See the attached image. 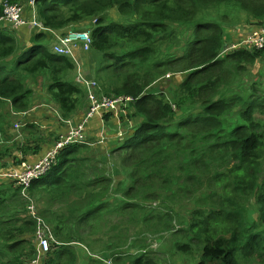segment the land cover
I'll list each match as a JSON object with an SVG mask.
<instances>
[{"label": "trees", "instance_id": "trees-1", "mask_svg": "<svg viewBox=\"0 0 264 264\" xmlns=\"http://www.w3.org/2000/svg\"><path fill=\"white\" fill-rule=\"evenodd\" d=\"M35 3L48 29H91V50L109 60L97 70L104 72L98 94L130 97L133 111L122 125L127 133L110 151L119 153L118 162L109 157L112 166L89 158L92 144L83 142L61 150L28 200L22 188H0V264L35 259L31 206L57 244L44 264H80L71 246L83 241L109 253L112 264H165L142 238L161 232L181 236L170 253H196L195 264H264V49L246 44L225 52L237 43L226 31L239 37L243 20L247 30L264 29V0ZM113 10L124 23L108 17ZM20 33L28 30L0 23V125L6 110L28 113L36 103H53L64 120L83 112L87 89L70 78L76 63L52 53L45 35L29 48ZM38 76L47 79L44 95L26 83ZM110 117L101 115L104 127ZM22 132L25 156L33 152L34 161L59 139L35 124ZM160 201V209L148 208Z\"/></svg>", "mask_w": 264, "mask_h": 264}, {"label": "built area", "instance_id": "built-area-1", "mask_svg": "<svg viewBox=\"0 0 264 264\" xmlns=\"http://www.w3.org/2000/svg\"><path fill=\"white\" fill-rule=\"evenodd\" d=\"M30 6L33 13L28 15L23 6L14 5L8 1L4 2V15L0 18V22L4 23L5 26L19 29L29 28L30 30L37 31L38 34H45L47 37L53 39L55 43L54 52L58 55L72 58L78 66L79 69L77 70L78 75L76 77V83L87 89L89 110L86 114H82L81 119L78 116L77 121L68 120L66 122L69 126L68 133L65 136L63 135L45 156L35 163H23L22 170L15 171L14 174L10 176L16 185L22 188V195L25 198H28V190L32 184L46 176L52 167L56 165L57 157L61 150L68 145L85 142V132L88 124L95 118V116L111 113L116 117H127L130 104L133 103V99L130 97L110 99L103 94H98V84L85 79L86 77L81 70V64L78 61V54L81 51L87 52L91 49V29L83 31L69 30L65 34H60L46 28L43 23L39 21L35 11V1H31ZM94 23H96V20H94ZM246 44L250 49H263L264 29L257 31V33L246 42ZM236 46L237 45H235V47ZM15 125L18 130L23 124L17 123ZM29 212L31 217L38 223L37 232L35 233L33 240L36 244V257L31 264H44L51 252L52 245L57 244L55 243V239L53 238L50 229H48L45 224L36 217L37 213L35 207L31 206Z\"/></svg>", "mask_w": 264, "mask_h": 264}, {"label": "rangeland", "instance_id": "rangeland-1", "mask_svg": "<svg viewBox=\"0 0 264 264\" xmlns=\"http://www.w3.org/2000/svg\"><path fill=\"white\" fill-rule=\"evenodd\" d=\"M5 1L6 0H0V4L2 5V3ZM22 2H24V1H22ZM25 9H26V7H25ZM107 15L111 20H114L116 22L124 23V20L126 19V18L118 15L116 10L109 12ZM241 24H242L241 25V33L244 34L248 31L247 30L248 25L244 22V20L242 21ZM226 34H227L229 39L233 40V42H234V40H236V36H235L236 33L234 34L233 30H227ZM37 35H38V32L35 30L28 31V34H24V33H20V35L17 34V36L21 40L26 41L25 43L22 41V43H24L26 46L27 45L31 46L33 44V42H35V37ZM46 42H47L46 43L47 45H48V43H50L49 49L51 50L52 53H54L55 43H54L53 39L46 36ZM252 43H253V39H252ZM234 45H236V44H234ZM234 45L232 47H234ZM227 50H230L229 47L225 48L226 52H227ZM78 61L81 64V70L83 73L86 74V77L92 78L91 80H93V81L95 80L97 83H100L99 82L100 80L98 81V79H100L99 77L104 78V75H103L104 72L99 74V73H97V70L98 69L100 70V67L101 68L104 67V65H106V63H104V62H109V60L102 58V56L100 54H98L97 52L90 49L87 52L81 51L78 54ZM77 68H78V66H77ZM107 71H109V69ZM77 75H78V71L76 73L72 72L70 74V78L74 79L76 82ZM180 81H181V78L179 77V80H176V83H180ZM46 82H47V79L43 78L41 76L40 77L38 76L37 79L29 78L26 80L27 85L34 90V93L36 95H44L46 93L45 92V89L47 88ZM247 85H249V84L247 83ZM34 105H38V106H35L34 108H32L30 110V114H31V112L36 111V109H38V108L43 109V106H44L43 104L39 105L38 103H36ZM88 105H89V102H88ZM48 110L50 111V113H47L48 118L49 119L52 118V120L57 121L56 122L57 125H53V127H51V126L45 127L44 125H39V126L42 127L43 132L51 131V130H52V132L53 131L57 132L58 129H60V126H63L60 124L61 122L58 121V119L59 120L62 119L58 115V108L55 105L50 104L48 107ZM7 113H9V114L7 115ZM51 114H53V116H50ZM5 115H6V117L4 118L5 119V125H0V164L2 165L0 167V171L5 170L9 166H12V167L18 166L20 164L21 160H28L27 158L24 157L25 151L23 149H20V150L18 149V147H21L22 145L18 146L19 143L11 142L9 140V139H13L17 135V129H16V125H14V123L18 122L20 120L22 121L23 120L22 117L25 116L26 113H21V114L16 113V115H13L6 110ZM99 116L101 117V115H99ZM79 118L81 119L82 115H79ZM32 122H36V121H30V123H32ZM117 125H121L119 121L117 122ZM131 125H133V124H131ZM119 127L120 128L122 127L121 129H123V126H118V128ZM50 128H52V129H50ZM94 128H95V130L93 129V133L91 135H89L88 130H86V132H85V140L90 141V143L92 144V146H90V149L92 151L89 152L87 154V156L89 158L93 159L94 161H99L100 159L104 158V163H106V165H108V166H112L114 161L111 160L110 158H113L114 160H116L118 158L119 153L116 151V152H113V154H111L110 151H111V149H113L117 146V143L120 141L121 137H118V135L108 136L107 134H105V132L108 133V130H106V127L104 128V123L99 125V127H97L95 125ZM25 132H26V130H25ZM128 134L131 135L130 132ZM55 135L60 137L63 134L60 133V134H55ZM96 141H98V142H96ZM19 152L21 153V158L17 157L19 159L15 160L14 157ZM29 161H31V159H29ZM116 161L118 162V160H116ZM30 163H33V162H30ZM115 166H116L115 168H118V170H121V168L119 167V164L115 163ZM109 173H110V171H109ZM118 178L119 177L115 176L114 179L119 180ZM7 186H11V184L5 183V182H3V183L0 182V188L1 189H4ZM225 192H227L228 194H232L231 191L227 190V189L224 190V193ZM24 200H26V199H24ZM21 202L24 203V201L22 199H21ZM161 203H162V201L157 202V203H153L152 207H149V208H152L154 210H158V209H160V207H163ZM55 208L57 209L58 207H55ZM187 209L192 210L193 208L191 206H189ZM184 213L187 216V214H188L187 210ZM113 223H114V221H113ZM53 228L56 231V225L55 224L53 225ZM179 228H181V226L176 225V231L175 232H177V230ZM214 228H216L215 225H214ZM175 232H173V233H175ZM161 234H163V235H161ZM101 235L102 234H100L99 237H101ZM178 235H181V233ZM154 236H155V238H152ZM180 237L181 236H174L173 237L172 233L161 232V233H154L153 235L151 233H148V235H144V237H142V238H145L146 243L149 244L150 250L157 252L156 256L159 259L164 260V261H168L165 264H195L197 261H200V257L196 253L193 255H185V254H179V255H174V256L171 255L170 249H171V247H173V242L176 240H180ZM151 241H153L152 245H150ZM71 248L75 252L81 251L83 254H85L86 251L89 250L87 253V258L85 260L87 262L91 261L90 258L96 259V255H98V261H101L102 263L107 262L108 264H111V260L110 259L107 260V258L110 257L109 253L99 252V250L96 249V246H94L92 242L83 241L81 244L72 245Z\"/></svg>", "mask_w": 264, "mask_h": 264}, {"label": "clouds", "instance_id": "clouds-1", "mask_svg": "<svg viewBox=\"0 0 264 264\" xmlns=\"http://www.w3.org/2000/svg\"><path fill=\"white\" fill-rule=\"evenodd\" d=\"M31 1H35V0H30V1H28V2H26V3H24V4H19V3H14V5H20V6H23L24 7V9H25V7H26V13L28 14V15H30L31 13H33V11H32V8H31V6H30V2ZM0 6H2L3 7V15H4V3H2V5L0 4ZM35 11H36V15H37V17H38V13H37V7H36V3H35ZM2 15V16H3ZM1 18V17H0ZM38 19H39V17H38ZM39 21H40V19H39ZM41 22V21H40ZM2 25H4V23H2V22H0ZM42 23V22H41ZM5 26V25H4ZM23 29H27L28 31H30V29L29 28H23ZM262 29V28H261ZM260 29H257V30H254V29H249L246 33H241V31H240V36L239 37H236V40H234L235 42H237L236 43V47H235V45H234V47H232L233 45H231V49L230 50H227V54H230V53H234V52H236V51H240V50H243V49H245L246 48V42L255 34V33H257V31H259ZM38 35H45V34H38ZM46 36V35H45ZM32 44V43H31ZM33 45H35V42H33V44L30 46V45H27V47H29V48H31ZM264 49V48H263ZM261 50V49H260ZM229 52V53H228ZM251 52V51H250ZM55 53V52H54ZM224 55V54H223ZM67 58H69V59H72V58H70V57H67ZM72 61H74L73 59H72ZM77 66V65H76ZM92 82H96L95 80L93 81L92 80ZM97 83V82H96ZM98 84V83H97ZM98 87H99V85H98ZM84 88V87H83ZM87 94H88V92H87ZM87 94H86V98H87ZM100 94H102V93H100ZM87 102H88V100H87ZM133 104V103H132ZM132 104H130V107H129V109H128V111H129V113H128V115H127V117H123V116H121V117H116V116H114L113 114H111V113H109V114H111V117H113L114 119H115V121L116 122H120V124L121 125H118V126H122L123 125V123H125L124 125H126V121L128 120V117L132 114V111H133V109H132ZM85 111L83 112V113H81V114H79V115H82V114H86L87 112H88V110H89V105L84 109ZM12 114L13 115H16V113L14 112V110L12 111ZM18 114H21V113H18ZM109 114H106V115H109ZM26 115H27V113H26ZM25 115V116H26ZM58 115H59V113H58ZM60 116V115H59ZM61 117V116H60ZM62 118V117H61ZM62 120H63V123H65L66 124V122L68 121V120H64L63 118H62ZM69 120H73V119H69ZM78 120V117H76L75 118V120H73V121H77ZM17 123H22V122H16V124ZM23 125H22V127L20 128V129H18L17 130V135L13 138V139H9L11 142H17L18 140H22L23 142H21L22 144L21 145H23V143H24V141H25V135H24V133L22 132V130L27 126V123H26V125L24 124V123H22ZM15 125V124H14ZM105 125V124H104ZM131 125V124H130ZM66 126H67V130H66V132L65 133H63V135L65 136L67 133H68V131H69V126L66 124ZM124 127V126H123ZM41 128V127H40ZM120 128V127H119ZM42 129V128H41ZM120 130V129H119ZM122 132H126L127 133V131H126V127H125V130L124 131H122ZM122 132H120L119 133V135H118V137H121V133ZM105 134H107V132H105ZM63 135H61L60 137H59V139L57 140V141H59L60 140V138L63 136ZM56 141V142H57ZM85 141V143L86 142H90V141H87V140H84ZM55 142V143H56ZM18 143V142H17ZM54 143V144H55ZM54 144H53V146H54ZM76 144H80V143H75V145ZM72 145H74V144H72ZM52 146V147H53ZM52 147H50L46 152H45V154L43 155V156H45L46 155V153L52 148ZM20 149H23V147L22 148H20ZM42 156V157H43ZM25 157V156H24ZM41 157V158H42ZM19 158H21V155H20V157ZM26 158V157H25ZM40 158V159H41ZM39 159V160H40ZM25 162H28V163H30V162H32V161H29V160H21L20 161V164L18 165V166H16V167H12V166H9L8 168H6L5 170H3V171H0V182H5V183H9V184H11V186H13V188L15 189V188H20V187H18L17 185H16V183L10 178V176L12 175V174H14V172L15 171H20V170H22V164L23 163H25ZM37 162V161H36ZM33 163H35V162H33ZM42 179V178H41ZM39 181V180H38ZM35 182H37V181H35ZM34 182V183H35ZM33 183V184H34ZM32 184V185H33ZM32 187V186H31ZM30 187V188H31ZM29 191V190H28ZM21 198H24V199H26V200H28V198H25V197H23V195H22V193H21ZM28 196H29V194H28ZM149 207H152V205H150V206H148V208ZM149 209H152V208H149ZM56 243V242H55ZM55 246V244H53L52 245V248ZM96 258H98V256H96Z\"/></svg>", "mask_w": 264, "mask_h": 264}, {"label": "crops", "instance_id": "crops-1", "mask_svg": "<svg viewBox=\"0 0 264 264\" xmlns=\"http://www.w3.org/2000/svg\"><path fill=\"white\" fill-rule=\"evenodd\" d=\"M53 104V103H52ZM54 105V104H53ZM38 106V105H37ZM44 108L43 109H40V108H38L36 111H34V112H31V114H30V111L27 113V115L26 116H23L22 118H23V120L21 121V122H23L25 125H26V123H27V125L29 124V125H32V124H35V125H44L45 127L46 126H51V127H53V125H57V121H55V120H52V118L51 119H49L48 118V115H47V113H50V111L48 110V106H46V105H44L43 106ZM85 110H83V112H84ZM83 112H80V113H78V114H76L75 116H73L72 118H70V119H73V120H75V118L76 117H78L79 116V114H81V113H83ZM10 113L12 114V109L10 108ZM50 116H53V114H51ZM29 118V119H28ZM100 119H101V117L100 116H95V118L93 119V120H91L90 122H89V124H88V127H87V130L89 131V135H91L92 133H93V129L95 130V128H94V126L96 125L97 127H99V121H100ZM20 121H18V122H20ZM30 121H36V122H32V123H30ZM58 121H60L61 123V125H63V126H60V129H58V131H57V134H63V133H65L66 132V130H67V126H66V124L65 123H63V120L61 119V120H59L58 119ZM14 123V122H13ZM16 123V122H15ZM14 123V124H15ZM110 125L111 126H108V127H106V130H108V133H107V135L108 136H112V135H114V136H116V135H119V133L120 132H122V131H124L125 130V127H123V129H121L120 128V130H119V128H118V125H117V122L115 121V119L113 118V117H110ZM101 124H103V120L101 119ZM40 127V126H39ZM42 128V127H41ZM105 128V127H104ZM50 129H52V128H50ZM23 147V145L21 146V147H18V149L20 150V148H22ZM43 149H45V152H46V150L48 149H46V146L45 147H43ZM25 151V150H24ZM31 154V155H30ZM42 154V153H41ZM20 155H21V153L19 152L18 154H16L15 156L16 157H20ZM29 155L31 156V160H33L32 162H36V161H34V160H36L37 159V157L35 156V155H33V152H29V154L27 155V156H25V154H24V156L26 157V158H28V159H30L29 158ZM7 187H10V186H7ZM88 251L89 250H87L86 251V253L85 254H83L81 251H76L75 252V254H76V256H77V258H78V260H79V262H80V264L81 263H85V264H88L89 262H87V261H85L86 260V258H87V253H88Z\"/></svg>", "mask_w": 264, "mask_h": 264}]
</instances>
